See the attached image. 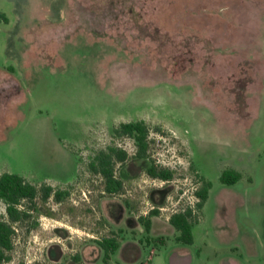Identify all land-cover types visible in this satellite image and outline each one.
Wrapping results in <instances>:
<instances>
[{
    "label": "rangeland",
    "instance_id": "1",
    "mask_svg": "<svg viewBox=\"0 0 264 264\" xmlns=\"http://www.w3.org/2000/svg\"><path fill=\"white\" fill-rule=\"evenodd\" d=\"M0 13V176L65 193L22 203L3 264H86L108 237L145 244L140 217L167 238L142 264L185 249L193 264H264V0H0ZM136 121L149 159L113 134ZM109 146L129 154L115 195L88 169ZM152 164L172 180L148 176ZM188 209L192 246L167 227Z\"/></svg>",
    "mask_w": 264,
    "mask_h": 264
},
{
    "label": "trees",
    "instance_id": "2",
    "mask_svg": "<svg viewBox=\"0 0 264 264\" xmlns=\"http://www.w3.org/2000/svg\"><path fill=\"white\" fill-rule=\"evenodd\" d=\"M5 14L0 13V22H7ZM115 137L131 138L136 145V157L139 159H149L150 149V134L151 130L145 121L121 123L114 128ZM129 159V154L124 149L115 146H109L105 150L97 152L88 164L90 172L100 175L106 183L105 192L110 195L119 193L122 189V182L116 178V166L124 164ZM148 176L153 179L162 181H170L173 178V173L166 169H159L155 164H152L147 171ZM240 179V174L233 170L223 172L221 181L227 186L236 184ZM211 183H206L202 191L197 193L199 203L197 208L202 209L208 199ZM41 195L43 200H48L55 196L57 200H61L65 193L54 191L53 187L45 186L40 192L37 187L29 183L24 177L16 174L5 173L0 176V199L6 204V220H0V264L7 260V252L13 249V236L15 233L14 225L27 217V212L21 210L22 203L25 201H34ZM156 213H151L155 215ZM193 216L192 209L181 211L173 214L170 217V224L178 232L176 241L185 246L194 244L193 227L191 221ZM140 224L144 227L147 234L145 244L150 246H164L167 243V238L160 236L157 238L150 237L152 228V220L150 218L140 217ZM102 249L103 264H109L112 257L120 248V243L115 238H104L97 242Z\"/></svg>",
    "mask_w": 264,
    "mask_h": 264
},
{
    "label": "crops",
    "instance_id": "3",
    "mask_svg": "<svg viewBox=\"0 0 264 264\" xmlns=\"http://www.w3.org/2000/svg\"><path fill=\"white\" fill-rule=\"evenodd\" d=\"M152 220V228H151V232H150V237L152 238H157L159 236H163L164 234L157 231L156 230V221L154 218L151 219ZM168 226L169 229L171 227H173L170 222L168 221ZM173 229L175 230V228L173 227ZM136 232L140 235L144 233V229L143 226L140 224V226L138 227V229L136 230ZM176 236H178V232H176ZM151 246V245H150ZM146 244H142L139 242V239L135 240L134 242H122L120 244V248L119 250L116 252V254L112 257L113 259H116V264H142L143 262V257L145 255V251H146ZM98 249V258L94 261H89V262H85L86 264H103L102 262V249L100 247H96ZM95 250V249H94ZM187 251V255L183 256V257H178L176 261L174 262L175 264H193L194 263V256L191 253V251L189 249H185ZM110 261L109 264H113V261Z\"/></svg>",
    "mask_w": 264,
    "mask_h": 264
}]
</instances>
